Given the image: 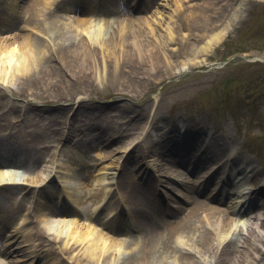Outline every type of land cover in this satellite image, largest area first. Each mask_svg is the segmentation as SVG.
Segmentation results:
<instances>
[{
    "label": "rangeland",
    "instance_id": "374dc122",
    "mask_svg": "<svg viewBox=\"0 0 264 264\" xmlns=\"http://www.w3.org/2000/svg\"><path fill=\"white\" fill-rule=\"evenodd\" d=\"M30 1L21 0L20 10L12 12L14 18L6 19L5 23L0 21V31L3 32L1 38L5 39V35L18 36L20 35L19 30L22 29L30 34L35 42L42 43V40L46 39L47 33L21 21L23 9ZM146 1L148 3V0H121L122 8L126 4L128 7L134 5L132 10L124 7L126 12H129L126 13L129 15H126V18L146 13L148 16H152L153 20L155 18L152 15L153 7H149L145 12L135 10V5L141 6L144 10ZM171 1L158 0L159 4L163 6V16L167 18L173 8ZM131 2L132 4H130ZM201 2L202 0H194L186 4ZM208 2L213 4L212 9L208 8L205 11L214 19L212 27H209L206 21L196 20L192 26L185 28V36L181 41L184 44L179 49L181 55L170 57V60H175L177 64L190 60V63L184 70L175 71V74H168L166 71L163 73L162 70L155 72L150 68L149 71H145L138 65H133L134 67L128 65L123 67L117 75L113 74V77L104 79L102 83L97 80L70 83L74 77L68 78L69 72L61 68L56 58H53L47 67L49 77L58 79L60 84H53L49 89H45L37 80L28 83L20 91L15 90L17 86L14 85L8 88L0 86V131H3V128L5 131L4 116L7 109L12 104L15 105L12 109L14 113L11 114L13 121L10 119L12 127H7L10 131L5 135L15 134L17 136V139L10 143L17 141L21 145L16 154L19 155L18 162L21 169L24 170L21 181L18 178L16 183L9 184L10 188H18V192L9 195V200L0 198V203L5 202L7 205V208L0 207L1 264H42L44 260H50L49 257L61 259L64 264H77L75 261L76 251L74 250L72 254L64 253L63 245L55 238V233H50L51 230H47L38 222L39 216L34 211L37 194L42 188L45 190V195L41 203L50 208L68 206L66 198L65 201L62 199V195L65 193L59 194L58 192V187L61 185L59 178L62 175V172L58 171L60 163L55 164L57 171L52 172L48 178L49 180L53 176L55 181L50 179L49 186H45L46 183L40 181L45 175L43 172H46L50 167L53 168L51 160L58 152L60 144L84 143L86 148H79L89 152L88 162L91 159L94 161L92 165L87 164L84 172L79 174L76 183L83 188L87 196L84 204L81 205L82 208L85 207L84 213H89L94 208L95 200L92 194L95 188L101 191L105 184L109 188L110 180L108 181V179L110 176L114 177L113 185L110 184L111 188L114 187L113 181L119 180V185L122 186L119 195L124 200L109 199V203L116 206V212L109 214L103 210L101 217L107 223L104 231L108 235L126 238L127 241L131 238L124 236L120 232L121 223L114 221V216L122 208V205L129 214H133L130 226L134 225V219L135 222L139 220L141 224L145 219L140 213H136L138 208L132 206L133 198L130 194L135 191L128 182L131 180L138 184L140 178L147 180L146 174L153 176L152 181H155L156 178L164 180L166 174L158 169L160 164L164 163L163 155L159 152L158 147L164 143L177 146L186 140V136L193 137V145H195V148L191 149V153H195V155L192 156L190 153L187 155V159H189L187 161L192 164V159L199 155L196 147L202 142L200 127L205 124H208V127L212 126L213 133L209 138L217 147H220V155L229 152L228 155L233 162L229 167L221 164L217 176L220 171L224 170L226 173L228 172L227 175L232 173L231 177L240 179L239 184L243 186L244 190H249L244 197L248 194L253 197L255 195L252 192L253 189L261 185L264 187V61L254 60L251 53L256 50L264 53V0H208ZM69 6L71 12L63 14L64 17H61L58 24L76 20L72 4ZM106 7L109 8L106 9ZM116 7L119 6L105 5V9L109 13L113 11L111 15L114 17L120 14L115 13ZM24 17L26 16L24 15ZM171 23L173 28L179 29L175 23L172 21ZM10 24H12L11 33H5ZM158 27L157 32L160 33V29L163 27L162 25H158ZM222 30L225 32L218 41L211 43L206 50L200 49V45ZM56 33L58 36L59 32ZM48 34L50 35V32ZM176 35L181 37L178 32ZM80 38L82 37L79 36L78 41L82 43ZM72 40L74 43L71 44L73 45L71 48L78 42L74 38ZM192 44H195L199 49L190 54L187 51ZM166 46L173 51H176L178 47L172 42L168 44L166 42ZM236 75H239L241 79L225 82L228 76ZM127 79L130 81L127 82ZM131 81L140 83L141 86L139 87ZM49 94H52L53 98H49ZM155 94L157 95L156 99L154 98ZM42 95L46 97H42ZM67 97L70 99L66 100ZM136 113L139 114V117L132 121L130 118ZM18 118H22V121L20 122ZM27 126L33 131L31 133L33 135L26 137L20 128ZM74 128H78L75 134L72 132ZM66 131L73 134L71 139L68 138ZM181 134L184 136L182 139L179 138ZM227 134L230 135V138L226 137ZM170 136L172 139L169 142ZM210 140L206 139V141ZM57 143L59 144L57 145ZM95 145L101 146L104 156L95 154L96 150H93ZM36 149H43L45 152L42 160L34 165L25 159L32 157V161H35L34 150ZM14 156L15 153L9 155L5 149H0V160ZM132 156L131 165H127L123 172L116 173V171L119 172L123 164L131 160ZM214 159H210L205 166L196 167L191 174L180 168L184 172L183 174L176 177L171 175L173 179L171 177V180L165 183L161 181L162 184H155L156 187L150 185V196L155 194L158 199H154L155 207L148 208V216L152 220L164 219L166 221L164 210L169 211L168 208H172V204H175L172 209L186 212L185 209L179 208V206L191 207V204L183 200L184 197L186 198V194L206 200L203 195L197 196L193 193L192 188L212 190L217 181L214 179H211L214 181H204V177L202 178L200 175L213 163ZM102 165H106L104 171L109 177L105 178L103 187L95 183L93 176L96 169L101 168ZM91 168L94 170L90 171ZM239 169H244V173L238 175ZM254 172L257 174L253 175ZM31 177H36L38 180L35 183L25 180V178ZM203 185H205L204 188ZM228 190L234 191L233 189ZM213 192L218 194L219 191L215 187ZM227 194L228 196L224 198L230 205L240 203L241 195ZM253 198L255 203H259L263 207L264 197L261 194L256 192ZM160 200L163 202L162 204H160ZM213 202V205L224 209V204H215L214 199ZM103 203L106 205V199ZM263 209L264 207L261 210ZM7 213L9 214L5 217ZM84 213L82 211V214ZM251 213L252 210L247 209L245 215L240 219L232 216L235 220L231 221V225H228L227 229L223 231V235L231 238L234 242L239 239L240 241H236L239 244L244 236H248L247 229L251 226ZM182 214L179 213L180 216ZM22 218H25L23 223H28L29 226L41 230V237L32 238L26 235L25 230L20 228ZM195 220L194 222H197L199 228L190 232L191 242L187 236L181 235L176 242L177 245L172 243L173 252L161 254L165 264L172 263L182 249L191 250L193 252L192 259L198 260L202 264H209L213 261L214 249L210 252L203 250L197 252L193 249V245L198 242L199 235L204 232L202 222ZM234 225L235 231H233ZM113 227H116L118 231L114 233ZM161 228L163 227L158 229ZM29 234L33 236L32 231ZM212 241L214 242L216 239L213 238ZM16 242H18L17 245L26 247L25 250L37 252V260L35 258L29 260L28 256L12 253V247L9 245L13 244L14 246ZM257 246L258 251L251 259L250 264H264V232ZM129 252L130 249L125 247L117 254L109 252L108 258L113 256L112 264H119ZM77 253L79 254V252ZM230 257L234 258L235 255L231 254ZM12 261L15 263H11ZM100 263L101 258L92 260L88 264ZM242 264L247 263L242 262Z\"/></svg>",
    "mask_w": 264,
    "mask_h": 264
},
{
    "label": "bare ground",
    "instance_id": "6f19581e",
    "mask_svg": "<svg viewBox=\"0 0 264 264\" xmlns=\"http://www.w3.org/2000/svg\"><path fill=\"white\" fill-rule=\"evenodd\" d=\"M20 1L21 0H0V18H5V20L10 19L13 16L12 11L19 10ZM32 1L34 3L24 8L25 13H28L30 16L25 24L47 33L48 38L45 36L46 39L42 40V43L38 41L35 42L30 34L20 29V35L12 37L5 35V39H3L1 38V33L3 32L0 31V86L3 85L8 88L14 85L15 87L17 86L15 89L17 91L23 90L28 83L37 80H39L45 89H49L53 84H60L58 79L49 77V69L47 67L53 58H56L61 68L69 72L68 78H70V76L74 77V80L70 83L73 81L80 82L88 80H97L102 83L104 79L113 77V74L117 75L123 67H127L128 65L132 67H134L133 65H138L145 71H149L150 68L155 72H160L162 70L163 73L175 74V71L184 70L190 63V60H185L181 64H177L175 60H170V57L181 55L179 49L184 44V42L181 41L185 36V28L187 29L192 26V23L196 20H200L201 22L206 21L209 27H212L214 20L205 12L206 9L213 8V4L208 2V0H202L201 3L190 5L186 3L194 0H172L171 3L173 4V8L168 18L163 16V6L159 4L158 0H148L144 10H142L141 6L138 7L135 5V10L140 12H145L149 7H153L152 15L155 16L153 20L151 18L152 16H148L146 13L141 16L126 18V13L129 12H126L125 8L132 10L134 5L131 2L130 4L132 5L130 7L126 4L124 6L125 8H122L121 0H63L60 6H58L60 2H57V0ZM71 4L76 20L66 24H58L57 22H60L61 17H64L63 14L71 12L69 6ZM106 4L112 6L118 5L119 7L115 8V13L120 14L115 17L112 16L111 14H113V11L109 13L106 10L109 7L105 9ZM56 8H62V10H56ZM45 9H47V11H45ZM171 21L175 23L176 27L179 29L173 28ZM163 22H165L164 25ZM158 25H162L163 27V29H160V33L157 32V30H159ZM11 28L12 24L9 25L7 28L8 30H5V33H11ZM49 32L50 35L48 34ZM56 32H59L58 36H56ZM177 32L180 33L181 37L176 35ZM224 32L225 30H222L212 35L209 40H206L203 45L199 46L200 49L206 50L211 43L218 41ZM79 36L82 37L80 38L82 43L78 41ZM7 37L8 39H6ZM72 38L78 42L71 48V46H73L71 44L74 43L72 42ZM166 42L167 44L169 42L177 44V50H170L166 46ZM199 47L197 48L195 44H192L187 52L193 54L198 51ZM254 55L264 59V53ZM132 77L134 76L132 75ZM129 81L130 80L127 79V82ZM132 82L133 81H131V83ZM133 84L139 87L141 86L140 83L137 82H133ZM42 97L46 96L42 95ZM49 98H53V95L49 94ZM154 98H157L156 94ZM69 99L68 97L66 98V100ZM14 106L15 105L12 104L10 108L7 109L4 116L5 131L4 128L3 131H0V149H5V152H9V155L15 153L14 157H8L5 158L4 161H0V198L8 200L10 198L9 195L18 192V188H10L8 184L16 183L18 178L21 181L24 172L18 162L20 157L16 154L21 145H19L17 141L15 143H10L16 140L17 136L15 134L5 135L10 131L7 127H12L10 126L12 125L10 119L13 121L11 114L14 113L12 111ZM137 117H139L138 113L132 115L130 119L133 121L137 119ZM19 121L21 122L22 118H20ZM7 129L8 131H6ZM109 129H111V127ZM20 130L24 132V136L26 137L28 135H33L31 134L33 131L29 129L28 126L25 128L21 127ZM77 130L78 128L72 129L73 134H75ZM66 132L68 133V138L71 139L73 134L68 131ZM226 137L230 138V135L227 134ZM192 138L186 136L187 142L181 145L175 146L164 143L158 147L159 152L164 158V163L160 164L158 168L162 173L166 174L164 175L166 177L164 180L156 178L155 181H152V176L147 175V180L142 181L140 178L138 184H135V182L131 180L128 182V184L133 186L135 191V193L131 192L133 195L130 194L133 198L131 201L132 206L138 208L136 213H140L145 218L143 224H141L139 220L135 222L134 219V225L132 226L137 228L140 233L124 234V231L128 232V226H130L132 221L131 219L129 223V217L133 215L129 214L126 217L124 208L115 214L114 221L121 223L120 232L124 234V236L130 237L131 240L127 241L126 238L108 235V233L104 231L107 227V223L102 219L101 213L103 210H106L109 214H113L114 211L116 212V206L109 203V199L116 197L118 195L117 190L122 188L117 179L113 181L114 187L111 188L110 184L113 185L111 182L113 176H110V179H108V181L110 180V182H108L109 188L107 184L104 186L105 178H109L104 171L106 165L97 168L96 173L93 175L95 183L101 187L104 186V188L101 191L95 188L92 194L95 200V202H93V211L91 212L90 210L89 213H84L85 207L82 208L81 205L84 204L87 196L83 188L76 185V183L79 179V173L84 172L87 164L92 165L94 162L92 159L88 162L87 156L90 155L88 154L89 152L79 148H86L84 147V143H74L75 145L60 144L58 152L54 154L51 160L53 168L50 167L46 172H43L45 175L40 180L46 183L45 186H49L48 181H50V179L51 181H55L53 176L49 180L48 178L52 172L57 171L55 164L60 163L58 171L60 173L62 172V175H60L59 178L61 185L58 187V192L59 194L65 193L66 202L68 201L73 204L72 206L74 208H70L67 205L62 208L47 207V205L41 203L45 195V190L42 188L37 194L38 197L34 207L35 213L39 216L38 222L47 230H51L50 233H55V238L63 245L62 248H64V253L72 254L74 250L76 251L77 257L75 261L77 264H88L92 260H98L99 258H101L100 264H112L113 256L109 259V252L117 254L125 247L129 248L130 252L124 257L122 263L119 264H165V260L161 254L164 252L168 254L173 252V249H171L172 243L177 245L176 242L181 235L187 236L188 240L191 242L192 238L190 237V232L199 228L197 222H194L196 219L195 221L202 222L204 232L199 235L198 242L193 245V249L197 252L200 250L210 252V250L214 249L215 256L213 257V261L209 264H242V262L250 264L251 259L258 251L257 243L264 232V209L261 210L264 207V202L262 207L259 203H255L253 198L256 192L264 197L263 186L253 189L252 192L255 193L253 197L243 198L245 195L243 192L244 188L240 185L237 192L241 194L242 199L239 200L241 203H236L235 205H230L224 197L213 192L217 184L213 186L212 190L209 189V191L192 188L193 193L197 196L203 195L206 200H201L197 197L194 198L186 194L187 199L184 197V201H189L191 207L179 206L180 209H185L186 212L175 210L170 207L168 209L171 219H167L166 221L152 220L148 216V208L155 207L156 201L154 202V199H158L155 194L153 196L151 194L150 196V185H158L159 182L162 183L161 181H163V183L170 181L173 179L171 175H174V177L179 176L180 173H184L180 168L191 174L196 167L205 166L210 159L220 155V148L213 142H207L203 146L198 145L196 147L197 151L200 150V156L193 158L194 162L190 164V162L187 161L189 160L187 159V155L189 153L192 156L195 155V153H191V149L195 148ZM171 139L170 136L169 142ZM58 144L59 143H57V145ZM93 147H95L93 150H96L95 154H99L101 157L104 156V150L100 148V145H95ZM44 152L43 149H36L34 150L35 161H32V157L25 160L36 165V162L42 160ZM132 160L133 156L129 162L122 165L118 173L123 172L127 168V165H131ZM232 163L233 162L230 160L229 166H231ZM211 164L209 167L212 166ZM93 170L94 168L90 169V171ZM215 174L216 171H212L209 174L202 173L200 177L206 176V178H209L214 177ZM256 174L257 172L253 173V175ZM220 176L221 171L217 177ZM25 180L35 183L38 179L36 177H31L29 179L25 178ZM227 181L228 183H234L232 179H228ZM3 182H5V187L2 185ZM228 193L235 194L233 191H228ZM119 196L121 197V195ZM229 197L231 198L232 195ZM236 197H234V199H236ZM105 199L106 205L103 203ZM209 199H211V201H208ZM213 199L216 202L215 204H224V209H220L216 205H213ZM120 200H124V198L121 197ZM245 202H247V206H245ZM162 203L163 202L160 200V204ZM172 205L174 206L175 204ZM1 206L7 208L5 202L0 203V207ZM247 209L252 210L251 226L247 229L248 236H244L242 241L238 244L236 241H240L239 239H236L234 242L231 238L223 235V231L227 229L228 225H231L232 220H235L232 216H236L240 219L245 215ZM82 211L84 214H82ZM179 213L183 214L180 216ZM201 213L202 215H200ZM8 214L9 213L5 214V217H7ZM120 215L124 217L122 218ZM23 222H25V218H22L21 223ZM21 227L29 237H41L42 235L41 230L37 229V227L29 226L28 223L22 224L20 228ZM159 227L163 228L158 229ZM235 229L236 227L234 225L233 231H235ZM31 231L33 232V236L29 234ZM112 231L115 233L118 229L113 227ZM17 232H20V230H17ZM213 238H215L216 241L213 242ZM17 244L18 242H16L14 246L13 244L9 245L12 247V253L28 256L29 260H33L34 258L37 260V252L25 250V247ZM77 252H79V254ZM231 254L235 255V257H230ZM192 256L193 252L191 250L182 249L175 256V260L170 264H202L198 260H193ZM49 258L50 260L46 259L42 264H64V261L61 259L59 260L55 257ZM11 263L15 262L12 261Z\"/></svg>",
    "mask_w": 264,
    "mask_h": 264
}]
</instances>
